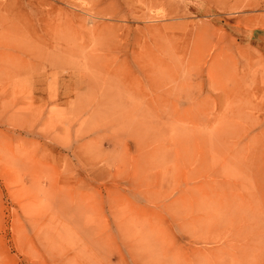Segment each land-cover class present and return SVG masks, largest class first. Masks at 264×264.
I'll return each mask as SVG.
<instances>
[{"label":"rangeland","instance_id":"rangeland-1","mask_svg":"<svg viewBox=\"0 0 264 264\" xmlns=\"http://www.w3.org/2000/svg\"><path fill=\"white\" fill-rule=\"evenodd\" d=\"M0 264H264V0H0Z\"/></svg>","mask_w":264,"mask_h":264},{"label":"crops","instance_id":"crops-1","mask_svg":"<svg viewBox=\"0 0 264 264\" xmlns=\"http://www.w3.org/2000/svg\"><path fill=\"white\" fill-rule=\"evenodd\" d=\"M250 37H253L252 35Z\"/></svg>","mask_w":264,"mask_h":264}]
</instances>
